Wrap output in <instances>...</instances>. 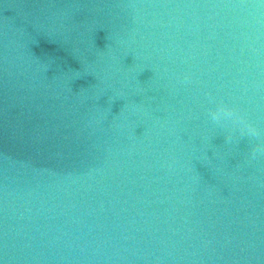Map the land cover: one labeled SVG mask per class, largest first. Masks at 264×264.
<instances>
[{
	"label": "water",
	"instance_id": "water-1",
	"mask_svg": "<svg viewBox=\"0 0 264 264\" xmlns=\"http://www.w3.org/2000/svg\"><path fill=\"white\" fill-rule=\"evenodd\" d=\"M0 264H264V0H0Z\"/></svg>",
	"mask_w": 264,
	"mask_h": 264
},
{
	"label": "clouds",
	"instance_id": "clouds-1",
	"mask_svg": "<svg viewBox=\"0 0 264 264\" xmlns=\"http://www.w3.org/2000/svg\"><path fill=\"white\" fill-rule=\"evenodd\" d=\"M213 118L215 119V117H213ZM250 134L255 135L256 133L254 130H250Z\"/></svg>",
	"mask_w": 264,
	"mask_h": 264
}]
</instances>
